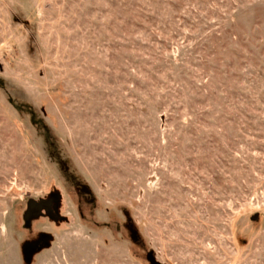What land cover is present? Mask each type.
Returning a JSON list of instances; mask_svg holds the SVG:
<instances>
[{
  "label": "rangeland",
  "instance_id": "1",
  "mask_svg": "<svg viewBox=\"0 0 264 264\" xmlns=\"http://www.w3.org/2000/svg\"><path fill=\"white\" fill-rule=\"evenodd\" d=\"M148 253L264 264V0H0V264Z\"/></svg>",
  "mask_w": 264,
  "mask_h": 264
},
{
  "label": "water",
  "instance_id": "2",
  "mask_svg": "<svg viewBox=\"0 0 264 264\" xmlns=\"http://www.w3.org/2000/svg\"><path fill=\"white\" fill-rule=\"evenodd\" d=\"M49 204V203H48ZM44 209L46 211V213L52 217V214L50 213L49 209H48V205L46 202L44 201H40L39 203L36 202L35 200L33 199H29L26 203V210L24 212V215H23V218H24V222H25V225L26 227L28 226V223L30 220L38 217L40 215V210L41 209ZM254 219L256 218V216L253 217ZM132 240L133 241H136V237H135V234L132 233ZM24 254L25 255H28V247H25L24 248ZM148 262L150 264H158L151 253H148L147 256H146Z\"/></svg>",
  "mask_w": 264,
  "mask_h": 264
},
{
  "label": "flooded vegetation",
  "instance_id": "3",
  "mask_svg": "<svg viewBox=\"0 0 264 264\" xmlns=\"http://www.w3.org/2000/svg\"><path fill=\"white\" fill-rule=\"evenodd\" d=\"M40 201H44V202L47 203L48 209H49L50 213L52 214V217H50L43 208L40 210V215L38 217H46V218L51 219L53 221L59 220V216L56 214V210H55V207H54V199L51 197V198H46V199H40V200H38L36 202L39 203ZM29 224L30 223H28V226H29ZM27 247H28V254H29V252L35 251L34 247H30V246H27Z\"/></svg>",
  "mask_w": 264,
  "mask_h": 264
}]
</instances>
